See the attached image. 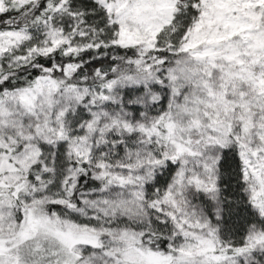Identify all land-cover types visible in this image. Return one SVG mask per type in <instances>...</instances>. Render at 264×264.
I'll list each match as a JSON object with an SVG mask.
<instances>
[{
  "label": "snow or ice",
  "instance_id": "6c2138e0",
  "mask_svg": "<svg viewBox=\"0 0 264 264\" xmlns=\"http://www.w3.org/2000/svg\"><path fill=\"white\" fill-rule=\"evenodd\" d=\"M0 264H264V0H0Z\"/></svg>",
  "mask_w": 264,
  "mask_h": 264
}]
</instances>
